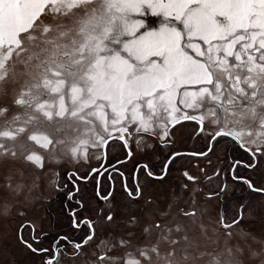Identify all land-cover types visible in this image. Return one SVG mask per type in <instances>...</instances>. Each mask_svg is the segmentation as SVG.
<instances>
[{
  "label": "snow or ice",
  "instance_id": "obj_1",
  "mask_svg": "<svg viewBox=\"0 0 264 264\" xmlns=\"http://www.w3.org/2000/svg\"><path fill=\"white\" fill-rule=\"evenodd\" d=\"M183 121L195 122L197 134L207 126L209 143L217 138L240 142L253 157L248 168L256 166L258 154L264 155V145L250 147L242 139L254 135L253 126L264 137V0H0V160L43 168V156L32 147L39 145L51 162L87 163L89 149L103 161L112 144L127 149L133 134L138 143H171L170 128ZM244 121L252 122L246 133L237 128ZM154 146L144 144L145 149ZM178 155L173 153L168 163ZM166 169L167 163L164 174ZM116 172L123 180L124 174ZM90 174L103 173L93 168ZM66 175L74 187L77 179H86L76 172ZM233 179L264 195V187L250 178ZM6 187L18 194L23 185L13 188L9 182ZM226 189L224 184L214 195ZM7 214L5 205L0 215ZM158 215L169 218L168 213ZM180 216L193 219L145 227V233L158 230L155 241L137 249L140 258L128 253L124 264H182L178 253L190 259L188 249L201 247L192 231L195 209H181ZM242 219V211L222 216L217 228L231 237L229 229ZM105 220L117 223L112 214ZM87 223L91 229L93 222ZM200 230L207 236L203 223ZM93 235L94 229L82 243L61 237L64 244L58 241L51 251L23 243L34 254L50 253L43 264H59L61 250L69 258L80 254L66 245L82 250ZM239 236L249 258L259 257L264 264V240L243 228ZM249 240L260 247L253 250ZM244 251L237 243L234 250L207 253L209 264H242Z\"/></svg>",
  "mask_w": 264,
  "mask_h": 264
},
{
  "label": "rangeland",
  "instance_id": "obj_2",
  "mask_svg": "<svg viewBox=\"0 0 264 264\" xmlns=\"http://www.w3.org/2000/svg\"><path fill=\"white\" fill-rule=\"evenodd\" d=\"M8 96L11 97L10 86ZM250 124L251 121H244L237 128L243 129L246 133ZM196 129L195 122L184 121L170 128L172 145L169 147L159 146L154 139L138 143L137 135L133 134L129 138V147L134 159L127 164L128 167L145 161L156 166L155 169L161 170L165 160L174 152L206 151L211 130L206 126L203 133L197 134ZM252 131L253 136L246 134L243 136V143L250 147L264 145V137L256 135L260 129L253 126ZM253 139L256 140V145L248 143ZM145 143L155 146L145 149ZM32 147L36 154L43 156V168L23 161L0 160V211L4 210L5 205L8 206L7 216L0 215V264H43L49 258L50 253L34 254L25 246L23 240L32 243L34 247L51 251L57 246L58 241L64 244L60 241L61 237L69 236L70 240L80 242L89 234L87 230L79 237L78 233L73 231L72 218L61 215L58 210L59 201L65 196L67 198L70 191L74 190L67 178V172H76L86 177L91 169L100 165L101 160L93 157L92 150L89 149L90 159L87 163L81 160L78 164L69 159H61L59 163H55L49 160L39 145ZM96 154L100 155L99 151ZM124 156V148L122 149L119 143L110 146L108 157L111 161L122 159ZM234 159H241L248 164L253 157L243 153L231 139L217 138L212 151L205 157L181 156L175 159L170 166V174L162 181H153L144 175L140 180L143 185V196L136 201L125 193L121 179H117L114 193L106 201H101L96 196V178L86 184H80L79 193L75 197L77 201L83 203V208L77 213L78 222L86 217L91 219L94 235L79 251L80 254L69 258L65 251H61L58 257L59 264H124L125 260L130 258L128 253L140 258L137 249L154 242L158 232L153 228L149 233H145V227L182 219L187 222L193 218H182L180 210L190 211L193 208L196 213V224L192 226V231L195 232L201 247L188 249L190 256L188 260L183 259L182 253H178L182 264H209L211 257L207 253L212 255L224 253L228 247L234 250L237 243L245 248L244 253L239 255L242 264H260L259 257L249 258L247 245L240 240L239 230L243 228L250 232L257 241L264 240V195L251 192L245 184L234 180L233 177L239 175L250 178L256 187H264V155L258 154L255 157L256 166L253 169L239 166L232 174ZM81 164L83 166H80ZM56 173H59V176H56ZM188 176L194 180H189ZM8 177H11L10 181ZM9 182L13 188L17 183L22 184L21 191L17 194L7 188ZM224 184L227 185L225 193L221 196L214 195ZM103 193L107 194V191ZM71 207L76 208V205ZM241 211L243 219L239 225L229 229L232 232L231 237L217 228V222L222 216L227 215L231 218ZM158 213H168V220L161 219ZM108 214H112L117 223L107 222L105 217ZM132 217L136 218L135 224L129 223ZM201 223L207 229V236L201 234ZM214 228L217 231L214 232ZM121 238L130 243L121 246L117 243ZM248 244L253 250L260 247L258 242L252 240H249ZM66 248L76 251L73 246ZM201 252L206 254L200 256ZM100 256L106 258L100 260ZM109 257L113 259H108Z\"/></svg>",
  "mask_w": 264,
  "mask_h": 264
},
{
  "label": "flooded vegetation",
  "instance_id": "obj_3",
  "mask_svg": "<svg viewBox=\"0 0 264 264\" xmlns=\"http://www.w3.org/2000/svg\"><path fill=\"white\" fill-rule=\"evenodd\" d=\"M184 122H191V121H184ZM181 123H183V122H181ZM214 142H215V140L213 142L211 141V143H209L208 149L204 152L195 153V152H190V151L186 150V151H179V152H174V153H187V154L188 153H195L197 155H201V153L207 152L211 145L213 148ZM234 143L236 144V146L241 151H243L244 153L251 156V153H249L247 151L246 147L243 146L244 147L243 148L237 142H234ZM157 144L161 147H164V146L169 147L172 145V142L171 143H167V142L162 143V141H157ZM129 149L131 150V148L129 147V144H128V148L127 149L124 148L125 156L122 159H119L116 161H111L108 157V152H107V159L101 161L100 165L98 167H95V168L101 169V172L103 173L99 177L96 175L90 176V173H89L86 176V179H77L75 187H74L73 183L69 181V183L72 184L74 187V190L70 191L69 199L71 200V202L75 203V205H76V208L69 209V217L72 218V229H73V231L78 233L79 237L82 236L83 234H85L87 232V230L89 231V234L87 236H84L85 238L83 237L84 239L82 238V240L80 242H78L76 240H70V237L68 236L67 238L70 241H73L75 243H77V242L82 243L90 234H92V230L94 229L93 223H92V228L91 229L89 228L87 222L88 221L93 222V221L87 217L82 218L80 220V222H78L77 213L80 212L81 209L83 208L82 207L83 203L77 201V199L75 197L79 193V191H76V188H78L80 190V188H79L80 184H86V183L90 182L92 179L96 178V188H95L96 189V196L101 201L109 200L111 198L112 194L114 193L115 183H116L117 179H121V177L116 172V169H119V171L124 174L123 180L121 179V181H122V185H123V189H124L125 193L132 200L136 201V200H139L143 196V185L141 184V181H140L143 178V176L145 175L146 177H148L150 180H153V181H160V180L162 181L163 179H165L170 174V171H169L170 166L173 163V161L178 158V157H176V158L171 160V162L167 165L166 174H164L165 165H166V163H168L169 158L172 156L173 153L169 155V157L165 160V162L162 166V169L159 170V169H155L156 166H154L152 163H148L145 161L137 162L135 165L128 167L127 164H129V162L131 160L133 161V159H134V154H133L132 150H131V155H128ZM183 156H190V155H183ZM179 157H181V156H179ZM193 157H196V156H193ZM197 157H205V156H197ZM144 165H147V169H145L143 167ZM245 165H247V163L244 161H241V160L234 161V165H233L232 170H231L232 174L235 173L237 166L245 167L246 169H253L254 168V167L248 168ZM112 166H114V167H112ZM104 169H107V171H104ZM149 173H152V175H149ZM109 174H111V177H109ZM77 176L83 177V176H80L78 174H77ZM161 176H164V177L161 179V178H159ZM236 181H238V180H236ZM240 182H242V181H240ZM125 185H127V190H126ZM106 188H107V190H106ZM137 188L139 189L138 195H136ZM103 191H107V194H104ZM129 191L132 192L131 196L129 195ZM104 197H108V198L104 199ZM74 222L77 225L75 227H74ZM66 247H72V245L69 244V245H66ZM61 251L64 252V250H61ZM76 251H80V250H76Z\"/></svg>",
  "mask_w": 264,
  "mask_h": 264
},
{
  "label": "trees",
  "instance_id": "obj_4",
  "mask_svg": "<svg viewBox=\"0 0 264 264\" xmlns=\"http://www.w3.org/2000/svg\"><path fill=\"white\" fill-rule=\"evenodd\" d=\"M234 160L237 161V160H241V159H234ZM241 161H243V160H241ZM238 168H239V166L236 167L235 171H237ZM59 203H60V205H59L58 210L61 213V215L69 216V209L72 208L71 206L75 205V203L71 202V200L69 199V194L67 195V198L65 196L64 198L60 199Z\"/></svg>",
  "mask_w": 264,
  "mask_h": 264
},
{
  "label": "water",
  "instance_id": "obj_5",
  "mask_svg": "<svg viewBox=\"0 0 264 264\" xmlns=\"http://www.w3.org/2000/svg\"><path fill=\"white\" fill-rule=\"evenodd\" d=\"M214 140H212V142H213ZM239 145H241L242 146V144L240 143V142H237ZM243 147V146H242ZM244 148V147H243ZM212 150V145L210 146V148H209V150L207 151V152H205L206 154L205 155H197V154H195V153H180V155H178V156H175V158L176 157H179V156H183V155H190V156H206L210 151ZM169 163H167V165H168ZM92 174H90V176H91ZM164 177V176H163Z\"/></svg>",
  "mask_w": 264,
  "mask_h": 264
},
{
  "label": "bare ground",
  "instance_id": "obj_6",
  "mask_svg": "<svg viewBox=\"0 0 264 264\" xmlns=\"http://www.w3.org/2000/svg\"><path fill=\"white\" fill-rule=\"evenodd\" d=\"M212 149H213V148H212ZM211 151H212V150H211ZM209 153H210V152H209ZM209 153H208V154H209Z\"/></svg>",
  "mask_w": 264,
  "mask_h": 264
}]
</instances>
